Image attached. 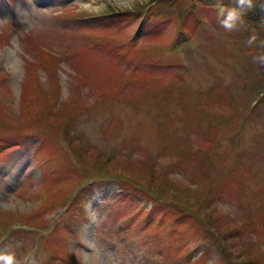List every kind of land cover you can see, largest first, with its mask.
I'll return each instance as SVG.
<instances>
[{"label":"rangeland","instance_id":"rangeland-1","mask_svg":"<svg viewBox=\"0 0 264 264\" xmlns=\"http://www.w3.org/2000/svg\"><path fill=\"white\" fill-rule=\"evenodd\" d=\"M136 1L150 0H0L1 111L20 116L28 105L21 93L32 89L31 95L41 92L42 99L51 103L45 110L73 107L74 102L82 106L80 115L75 113L66 126L68 137L62 129L47 126L37 133L6 131L10 145L0 141V249L14 254L16 264H185L200 256L207 264L219 263L218 248L197 232H188L195 225L191 217L174 215L162 205L152 207L147 196L126 179L119 183L112 182L115 178L93 177L96 168L105 175L96 160L101 153L118 166H126L131 158L147 160L157 174L166 169L164 176L173 188L187 187L191 192L203 186L208 192L211 185L216 187L215 199L194 202L214 219L220 238L226 237L222 241L236 255L234 260L240 259L242 240L234 231L245 213L253 215L264 206V92L256 97L261 90H252L261 79L255 72L260 65L253 62L251 67L249 59L243 58L248 50L245 30L225 31L215 8H199L202 18L198 16L187 42L175 32L176 24L179 27L185 19L182 12L172 23L167 19L174 15L169 5L142 15L132 10ZM106 4L129 9L130 14L105 15ZM69 10L81 16L64 15ZM94 31L124 37L133 47L124 49V42L118 41L123 51L117 56L118 49L111 48L112 52L97 43L88 56L99 58V66L86 79L77 73L85 66L74 62L72 50L93 40L88 34ZM35 45L55 57V63L51 61L52 71L38 67L31 72L28 84L36 77L35 86L23 90L25 72L35 62ZM142 48L144 57L135 64L128 52ZM148 61L155 62L154 67ZM165 62L169 65H162ZM112 66L119 71L142 69L154 78L168 76L163 77L158 100L148 95L137 97L135 103L118 100L120 94L106 95L116 87L110 86L112 76H108ZM180 73L182 77H172ZM212 86L213 92L206 94ZM203 99L218 107L213 118L195 112ZM250 105L254 110L246 119ZM227 106L236 113L223 112ZM228 116L232 118L225 119ZM175 137H184L186 146L181 144L197 152L191 170L188 160L172 164L187 155L178 143L168 150ZM19 139L21 148L16 146ZM43 142L49 143L48 151H42ZM202 177L205 185L193 182ZM222 181L230 182L232 190L224 188ZM60 188L65 194L52 209V197ZM43 211L48 216L42 218ZM256 229L258 233H250L253 240L260 239L256 247L262 252L264 232L258 225Z\"/></svg>","mask_w":264,"mask_h":264},{"label":"trees","instance_id":"trees-1","mask_svg":"<svg viewBox=\"0 0 264 264\" xmlns=\"http://www.w3.org/2000/svg\"><path fill=\"white\" fill-rule=\"evenodd\" d=\"M223 2L225 3V5H228V6H231L233 4V0H230L229 2L228 0H223ZM161 5L163 6L169 5L170 8L174 9V15L171 14L170 17H167V19L171 20L170 22H172V19L177 20L178 15H180V12H182L181 15L185 16V19L182 20V23L179 27H178V24L176 23L174 24H176L175 32H179L178 35L180 36V39L184 38L183 41L186 40L188 42L192 38V35L194 33L193 30H195V26H197V23H199L197 20L198 16L199 18H202L201 13L199 12L200 10L199 8H202L204 6L208 7V9H210L209 7L215 8L214 6L215 0H213L209 4L207 3L205 4L204 2H202V0H150L149 2L143 3V4H140L139 2L136 1L134 6H132L133 7L132 10L142 13V15H146L148 13H149L148 15H151L155 11L153 8L157 10L161 9ZM254 5L255 6L251 10H248L246 12L244 19H243V24L239 26V28H242L245 30L243 34L247 35L246 39L248 38L252 30H255L260 38H264V16H262L263 15L262 12L264 11V0H259V2L254 3ZM193 7L195 8L193 9ZM105 9L106 10H104L105 12H103V14L111 15L112 17H118L124 14H130L129 9H118L116 7L109 6V4H106ZM188 9L190 10L189 13L185 14V12H187ZM64 15L75 16V17L81 16L80 14L76 13L74 10L65 11ZM90 36H93L94 39L91 41L89 40L88 42H85V44L80 45L79 48L72 50L73 52H75L74 53L75 58L73 59L75 60L74 62L78 60L80 63V61H82V64L85 66L82 69V71L77 70V73L79 72V74L82 77H86V79L92 78L94 75V72L98 69V66H99L98 65V63L100 62L99 58H96L94 56L92 57L88 56L89 54H92L93 50L96 47H98L97 43H101L102 44L101 46H103L105 50L106 49L109 50L111 48L118 49L116 50L117 51V53H115L116 55L119 54V52L123 51L122 46L117 44L118 41L124 42L123 43L124 49L127 48L128 46L133 47L132 46L133 43L130 44L128 41H126L124 37H116L113 34L106 33V31L104 32L94 31L93 33L88 34V37ZM245 44H246V40H245ZM247 47L248 46L246 44V48ZM143 49L145 50V48H142L140 49V51L132 50V52H128L130 56L134 57L135 64H137L138 61L141 60L142 56L144 57V55H142L144 54ZM157 51L160 52L159 50ZM258 51H259L258 49L248 47V50L245 51L243 54V58L249 59V61L247 62L249 63L251 67L254 65L253 56ZM112 52L114 51L112 50ZM152 52H154L153 49H152ZM32 53L36 55V57H34L35 62L32 63V66L30 62L29 70L28 72H25L26 78L23 81L24 85L22 84L23 90L26 89L27 85H29L30 88L35 86L34 82L36 83L35 81L37 80L36 77L30 79L29 84H28V78L31 72L38 69V67H43L47 72L50 70L52 71L51 69L52 66H50L52 65L51 61L53 60V63H55V57H52L49 55L48 52L43 51L39 45H35V48L32 51ZM160 53L161 55H163L162 52ZM151 56H157V55L153 54ZM148 62L150 63L149 65L150 67H154L155 62L154 63L150 61ZM168 63L169 62H165V63H162V65L167 66L169 65ZM145 66H146L145 69L149 70L148 65H145ZM88 69H90L91 71H89ZM252 69L254 68H251V69L249 68V71H251ZM150 70H152V68ZM255 72L256 74H258V77L259 76L261 77V79H259L258 84L256 83L253 84L254 89L252 90H255V88H257L258 91L261 90L258 96H256V97H259L261 96L260 94L264 92V66L260 65L258 70H256ZM31 76H34V74ZM108 76H112L110 77V79L113 80L111 81L108 78L110 82H113L110 86H113L114 84H116V87H113V88L110 87V90L107 91L108 93L106 95L117 96L118 94H120L122 95V97L117 98L118 100H124V101L127 100V102L133 101L135 103H137V97L145 98L146 96L148 97L149 95L153 98L154 97L157 98L160 93L158 90L161 89V85H162L161 82H163V77H168V76H163V77L157 76L154 78L147 71L142 70V69L139 70L137 68H132L129 70L126 69V71H119L117 66H114V68L112 66ZM172 77L174 79H177V78L182 77V75L180 73V74H175ZM247 83H250V81H248ZM226 88H227L226 91H228L229 88L228 87ZM213 89L214 87L212 86V89L208 90L206 94H211V92H213L212 91ZM32 90L26 91V92L23 91V93H21L22 94L21 96H23V98L26 99V102L28 105H27V108L21 113L20 116L19 115H15V116L9 115L8 113L1 111V107H0V132L3 133V135H4V132L6 131H8L9 134L13 133L16 135H20L22 133L24 134V131L37 133V131L42 130L44 127L52 126V127L59 128V130L62 129L63 135L68 137L69 133L66 130V126L69 123H71L72 120L75 118V113L80 115L82 106H77L76 103L74 102L73 107L71 104V105H67L66 107L60 110H56V111L52 109L45 110L44 106H48V104L51 105V103L43 100L44 96H42L41 92H39L37 96L31 95ZM109 101L110 100L106 97L105 102L108 103ZM198 103H197V107H195L196 109L195 112L201 115L202 117L213 118L214 115L217 114L216 110L218 107H215V105H213L214 104L213 102L207 99H203L199 101ZM222 110L223 112H226L231 115L236 113L235 109L231 108V106H227L225 107V109L222 108ZM253 110L254 109L252 105H250L248 108L245 109V112L247 113L246 119H248L251 116V113L253 112ZM231 118H232L231 116H228L225 119L230 120ZM56 134L59 135L57 131H56ZM8 138L9 137H6V134L4 135V137L0 136V141L1 143H3L2 145L4 146L10 145ZM22 141L23 140H20V139L17 141V145H16L17 148H21L22 143H23ZM173 142L174 143H171L172 144L171 147H168V150L175 149V147H177L176 144L178 143L177 145L179 146L181 145L183 147V150H186L187 155L181 161H174L172 164H174V166H179V165L185 164V160H188V165L190 167L191 160L197 158L196 157L197 152L191 151L190 149H186L184 147L186 146L184 137L183 139L182 137H178V138L175 137V140ZM43 146L44 147L42 151L44 149L45 151L49 150V143L46 145V143L43 142ZM207 151L208 149L205 150L204 152H207ZM101 154L99 155L97 154L98 157L96 158V160L100 168L101 167L105 168V170L103 171L100 170V172H104L105 175H99L98 174L99 169L96 168L94 171L95 174L93 177H97L96 179H99V177L100 178H103V177L115 178V179H112V181L116 180V181H119V183L126 179L130 183L133 182L134 189H136L138 192H141L147 196L145 197V199L147 198L148 199V200L146 199L147 201H151L153 207L162 205L163 208H165L166 210L168 209L170 211H173L172 214L174 215L183 214V215L191 217L195 225L193 224L194 225L193 229H189L188 232H190V230L191 232H197V234L196 233L195 234L199 238L208 239L209 241L213 243V245H215L218 248V250L222 254V259L219 261V263L216 262L215 264H264V251L260 252L258 248L256 247V244H258V241L260 239L253 240L252 234L250 233V232L258 233L256 229L257 225L261 228V230L263 229V232H264V206H262L260 209L255 210L253 212V215L245 213L244 214L245 218L242 220L241 226L236 227L237 230H235L234 233L237 232V234L240 236L242 240L241 241L242 243L240 244V250L237 254V256L240 259L234 260L236 255H233L231 253L232 251H230L229 249L230 248L229 245L228 244L226 245L225 242L222 241V240H226V237L224 236L220 238V235L218 234L219 233L218 226L215 224L214 219L210 215L205 216L206 213H203L201 209H198V206H196V203L194 202V199L201 200V198H204V197H206L205 200L209 198L215 199V197L218 196V192H219L216 187L210 184L211 187L208 188L209 189L208 192L203 186L202 188L194 189L191 192L187 190V187H185L184 190H181L180 188H177V187L173 188L169 186L170 181L167 180L164 176V175L167 176V174L165 173L166 169L161 174L160 173L157 174L156 172L154 173L153 169L155 168L151 164H147L146 163L147 160H143V161L140 160L138 162H135L131 160L130 158L129 159L130 164L127 162L128 164H126V166H122L121 164L118 166L114 162L111 163L109 158L103 157V156L108 157V155L106 154L101 155ZM83 155H86V154L83 153ZM130 157L132 156L130 155ZM104 158L105 160H103ZM100 159L102 160L100 161ZM147 165L150 167H148ZM190 170H191V167H190ZM205 180H206V177L205 178L202 177L201 181L198 178H196V180L193 182H196L199 186L202 184L205 185L206 183ZM77 184L80 186V182H78ZM230 184H231L230 182L227 183V182L222 181V186L224 188H227L228 191L232 190ZM50 187L56 188V186L53 183H51ZM60 189H61V192L54 194L53 195L54 197H52L51 204L49 203L52 209H56L59 206V203H61V199H62L61 197L65 194V190L62 188ZM45 216H48V215H46L43 211L42 218H44ZM185 236H188V235H185ZM185 264H207V263L205 262V260L201 261V256H200L195 261L187 260Z\"/></svg>","mask_w":264,"mask_h":264},{"label":"clouds","instance_id":"clouds-1","mask_svg":"<svg viewBox=\"0 0 264 264\" xmlns=\"http://www.w3.org/2000/svg\"><path fill=\"white\" fill-rule=\"evenodd\" d=\"M215 11L217 20L221 28L225 31L232 32L243 24V19L248 10L254 5V0H233L231 6L225 5L223 0H215ZM250 48L259 51L253 56V62L264 66V38H260L255 30H252L246 40ZM0 264H16V258L11 252L0 249Z\"/></svg>","mask_w":264,"mask_h":264}]
</instances>
